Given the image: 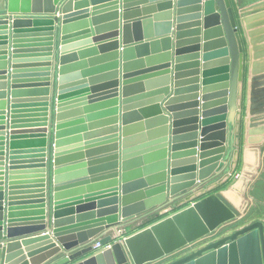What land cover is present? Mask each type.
<instances>
[{
    "label": "water",
    "instance_id": "obj_1",
    "mask_svg": "<svg viewBox=\"0 0 264 264\" xmlns=\"http://www.w3.org/2000/svg\"><path fill=\"white\" fill-rule=\"evenodd\" d=\"M259 59L264 0H0V264H264L262 221L181 253L243 216L212 190L264 141Z\"/></svg>",
    "mask_w": 264,
    "mask_h": 264
},
{
    "label": "rangeland",
    "instance_id": "obj_2",
    "mask_svg": "<svg viewBox=\"0 0 264 264\" xmlns=\"http://www.w3.org/2000/svg\"><path fill=\"white\" fill-rule=\"evenodd\" d=\"M242 126L244 127L245 124ZM244 145V142L242 145L240 144L242 149L245 150V159L243 160V156L241 157V165L238 170L236 171V165L231 177L218 188L233 187L236 195L232 196V200L243 216L224 223L219 229L194 244L192 248L184 249L183 252L189 253L191 249H197L200 246L218 240L252 222L262 221L264 223V141L260 144L252 145L247 142L248 147ZM240 146L238 145L237 148L239 149ZM162 263L163 260L154 264Z\"/></svg>",
    "mask_w": 264,
    "mask_h": 264
},
{
    "label": "crops",
    "instance_id": "obj_3",
    "mask_svg": "<svg viewBox=\"0 0 264 264\" xmlns=\"http://www.w3.org/2000/svg\"><path fill=\"white\" fill-rule=\"evenodd\" d=\"M232 1V3L234 4V5H238V6H245V5H248V4H251V3H254V2H256V1H259V0H231ZM59 14V13H58ZM58 33H59V31H58ZM59 35V34H58ZM261 47H262V45H261ZM248 62V61H247ZM264 62V59H259L258 60V66H259V68L261 67V66H263V63ZM52 96V95H51ZM55 97H56V90H55V92L53 93V96H52V103H51V114H52V117H51V124L53 125V123H54V112H55V105L53 104V100L55 99ZM244 130V131H243ZM53 132H54V129L53 128H51V126H49V142H52L53 143ZM241 137H240V142H239V146H240V144L242 145V143L244 142L245 143V145L244 146H246V147H248L247 146V139H248V134H247V129H246V127L244 126H242V129H241ZM245 137V138H244ZM234 148H237V147H233V149ZM243 156V160L245 159V150H243L242 149V147L240 146L239 147V157H238V164H237V168H236V171L238 170V167L241 165V157ZM229 157H231V153L229 154ZM228 157V158H229ZM229 160V159H228ZM246 163V162H245ZM50 165V156L48 157V171H49V173L51 174L52 173V165L51 166H49ZM25 170L26 169H22V171L23 172H25ZM51 178V177H50ZM23 182H25V183H22L21 185H18V186H20L19 188V190L20 191H18V192H20V196L21 197H23V196H25V197H28L29 195H26V194H28V192H30V191H32V187L34 186V183H28L26 180H22ZM29 181V180H28ZM213 180H211V182H210V184H213ZM49 185H50V183H49V181H48V187H47V189H48V191H47V193H48V196H47V203H48V212H47V223H48V225L47 226H49L50 225V227H51V224H52V222H51V214H52V212H53V198H52V195H51V193L49 194ZM226 189V190H225ZM50 191H52V183H51V188H50ZM215 191H220V192H223L224 193V195H225V197L234 205L235 203H234V201L232 200V196L234 195H236L235 194V190H233V187L231 188V187H229V188H224V189H215V190H212V192H215ZM233 196V197H234ZM26 200H30V199H22L21 201H23V202H25ZM159 219V217L157 216H155V215H153V216H150V217H148V216H146V217H144V218H141V219H139L138 221H135V222H133L132 224H130L129 226H126V227H123V228H121V230H120V232L124 235V236H127V235H130V234H132V233H135V232H137L138 230H140V229H142V228H144V227H146L147 225H149V224H151L152 222H154V221H156V220H158ZM48 229V228H47ZM46 229V230H47ZM109 234H112V232L111 233H109ZM98 240H96V241H94L93 242V244L95 243V242H97ZM188 253V252H187ZM183 254H186L185 252H183L182 253V255Z\"/></svg>",
    "mask_w": 264,
    "mask_h": 264
},
{
    "label": "built area",
    "instance_id": "obj_4",
    "mask_svg": "<svg viewBox=\"0 0 264 264\" xmlns=\"http://www.w3.org/2000/svg\"><path fill=\"white\" fill-rule=\"evenodd\" d=\"M109 246H111L110 243H107L105 245H102L99 241H97V242H95L93 244V248H94L95 251L101 250V249H103L105 247H109Z\"/></svg>",
    "mask_w": 264,
    "mask_h": 264
}]
</instances>
